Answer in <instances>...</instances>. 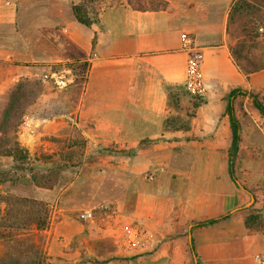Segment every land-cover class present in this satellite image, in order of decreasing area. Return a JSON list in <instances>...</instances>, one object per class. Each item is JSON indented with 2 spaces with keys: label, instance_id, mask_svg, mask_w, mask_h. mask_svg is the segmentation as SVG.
<instances>
[{
  "label": "crops",
  "instance_id": "obj_1",
  "mask_svg": "<svg viewBox=\"0 0 264 264\" xmlns=\"http://www.w3.org/2000/svg\"><path fill=\"white\" fill-rule=\"evenodd\" d=\"M80 1L0 0V59L34 66L27 68L31 76L39 74L33 72L42 64H89L71 110L59 116L85 141L80 165L90 173L82 182V193L68 192L63 197L60 226L67 227L65 220H72L73 212L85 207L77 203L80 194L98 199L101 188H128L132 182L139 188L142 173L163 162L166 174L156 180L152 205L166 185L185 188L175 217L180 226L160 232L177 238L128 264H258L255 257L264 255V232L247 227L244 221L256 211L244 209L250 193L236 179L243 154L240 145L235 181L229 177L231 131L226 106L229 101L239 121V95L259 91L264 96V69L243 71L232 53L227 16L234 0H163L164 9L148 11L134 10L128 0L102 1L97 13H90L89 27L72 15L71 6ZM183 33L194 39L204 55L207 94L198 104L184 88ZM232 91L237 94L229 98ZM37 126L32 122V134L20 133L26 146L28 139L39 140ZM109 173L119 176L117 184L107 182ZM94 176L100 179L90 180ZM141 194L138 190V208ZM173 202L171 198L168 204ZM151 216L161 223L167 219L160 213L155 217V212L129 215L146 224ZM209 220L215 222L199 226ZM57 226L44 232L47 264L65 263L63 258L72 257L68 239L83 234L85 227L90 234L97 232L93 225L81 223L71 234Z\"/></svg>",
  "mask_w": 264,
  "mask_h": 264
},
{
  "label": "rangeland",
  "instance_id": "obj_2",
  "mask_svg": "<svg viewBox=\"0 0 264 264\" xmlns=\"http://www.w3.org/2000/svg\"><path fill=\"white\" fill-rule=\"evenodd\" d=\"M69 1L72 4L76 0ZM100 1L109 4L119 0ZM244 23L245 27H242V30H235L236 27L238 28V24L231 28L233 32V36H230L233 42L232 53L243 71H262L264 69V36L260 30L264 26V21L249 18ZM29 53L33 54L31 51ZM25 56L29 57V55ZM30 66L14 60L0 59V123L5 108L12 101L11 99L16 97L17 90L36 85L38 87L37 90H33L34 96L28 100L27 106L22 108L21 116L13 121L14 127L4 128V133L0 129V178L11 181L0 184V194L38 201H41L40 197L48 200L44 203L50 209L49 227L54 230L57 225L59 229L62 227L60 226V224L62 225L60 223L62 215L59 209L63 207V197L68 192L78 191L80 193L81 191L82 193L84 190L82 182L87 180L90 174L87 169H81L83 155L80 164L75 167L60 165L57 160L58 155L66 151L65 147L69 140H83L70 127V122L64 126L59 117L63 112L71 110L73 97L80 84L74 81V75L73 82L65 86L53 85L50 82L43 84L27 73V68ZM41 66L43 68L36 70L33 74L45 73L49 70L61 72L68 69L65 63L42 64ZM31 67L34 68V66ZM249 95L240 94L236 103L242 132V140L239 145L243 153L237 162L236 179L250 193L246 198L248 202L244 209L251 210L253 208L256 211L247 214L244 219L246 226L264 232V116L257 110L255 111L252 104V97L263 103L264 96L259 91L256 93L251 91ZM194 100V104H198L200 101L196 98ZM24 101V99L21 100V102ZM24 118L36 123L38 125L36 136L38 137L40 134L39 140L28 139L29 146L25 145V137L20 136V125ZM14 141L18 142L20 147L28 153L27 162L21 169L13 163L12 158L4 156L8 149L5 144ZM43 157H52L51 162L44 163ZM88 158L91 159L90 156ZM57 166L60 167L61 172L58 182L52 190L39 189L31 183L32 174L44 173L49 168ZM165 166L162 162L144 171L140 178L143 185L139 188L136 182H132L128 188H101L98 189V199L87 195L86 192L80 194L77 203L88 207L73 212V219L65 220L68 226L62 227V229L70 230L68 232L71 234L73 229H76L77 223H81L88 226L93 225L91 229L97 232L90 234L85 227L83 234L73 237L72 240L68 239L69 247L66 248L69 254H73L72 257L63 258L65 263L61 261L52 262V264H72L73 260H76V264H106L108 262L128 264L151 254L162 242L174 241L177 236L160 232L167 227L180 226V222L175 221V217L179 214L177 212L181 206L179 202L185 198V188L166 185L161 190L159 199L154 200L155 206L152 205L151 199L153 192L156 196V180L160 174H166L164 173ZM153 171L156 172L154 178L149 179L148 176ZM117 177L119 178V176L109 173L105 179L114 185L118 183ZM98 179H100L99 176H94L90 180ZM138 190L142 193L139 208L136 204ZM43 193L46 195L43 196ZM171 198L174 202L169 205L168 201ZM122 199L125 202L117 203ZM86 210H91L93 214V218L89 221L80 218V214ZM139 212L151 215L155 212V217L160 213L167 219L161 223L158 219L154 221L151 216L146 224L129 217V215ZM236 232L239 233L238 229ZM45 259L47 260V258ZM46 260L43 264H47Z\"/></svg>",
  "mask_w": 264,
  "mask_h": 264
},
{
  "label": "trees",
  "instance_id": "obj_3",
  "mask_svg": "<svg viewBox=\"0 0 264 264\" xmlns=\"http://www.w3.org/2000/svg\"><path fill=\"white\" fill-rule=\"evenodd\" d=\"M100 0H81L79 4L72 5L71 11L74 19L86 26L91 25L90 13H97V5ZM128 3L134 10L148 11L160 10L166 7L163 0H128ZM256 21H264V0H234L227 16V30L230 36H233L232 29L236 27V31L245 27L244 21L247 19ZM66 68L70 69L74 75V81L82 84L89 67L86 61H74L65 63ZM34 87L23 88L17 90L16 97L11 99L10 103L4 110L2 115L0 129L6 127L13 128L12 123L22 114V108L27 106L28 100L34 96ZM236 91H232L229 95H236ZM25 100L21 102V100ZM254 108L264 116V105L255 97H252ZM229 126L231 131V144L228 153L229 168L228 173L232 181H235L234 162L239 149L240 143V124L234 114L233 106L228 101L226 106ZM8 146L5 157L12 158V161L18 168L27 162L28 153L20 147L19 143L7 142ZM85 148L83 140H69L65 149L66 151L58 155V163L64 166L75 167L80 164L82 154ZM44 163L51 162L52 157H43ZM60 167L49 168L44 173H34L30 177L31 183L37 187L46 190H52L59 179ZM11 182L9 179H1L0 184ZM50 209L48 205L36 199L22 198L14 195L0 194V264H43L45 258L46 240L44 232L49 227ZM215 221L209 220L202 222L199 226L211 225Z\"/></svg>",
  "mask_w": 264,
  "mask_h": 264
},
{
  "label": "built area",
  "instance_id": "obj_4",
  "mask_svg": "<svg viewBox=\"0 0 264 264\" xmlns=\"http://www.w3.org/2000/svg\"><path fill=\"white\" fill-rule=\"evenodd\" d=\"M264 36V26L260 30ZM182 50L186 53L185 64V82L184 88L186 92L198 100H202L206 97L207 87L202 70V64L204 55L201 49L194 44V39L186 33L181 34ZM41 83H52L57 86H65L73 82V72L70 69H65L61 72L45 71V73H39L34 76ZM32 122L28 118H24L21 122V132L32 134L31 129ZM155 171L151 172L148 176L149 179H153ZM80 218L84 221H89L93 218L91 210L83 211L80 214ZM258 264H264V255H258L255 257Z\"/></svg>",
  "mask_w": 264,
  "mask_h": 264
},
{
  "label": "water",
  "instance_id": "obj_5",
  "mask_svg": "<svg viewBox=\"0 0 264 264\" xmlns=\"http://www.w3.org/2000/svg\"><path fill=\"white\" fill-rule=\"evenodd\" d=\"M191 236H189V239H190ZM190 242H191V239H190Z\"/></svg>",
  "mask_w": 264,
  "mask_h": 264
}]
</instances>
